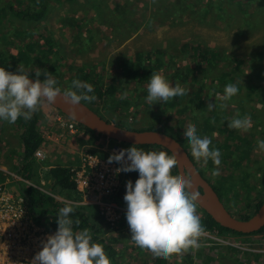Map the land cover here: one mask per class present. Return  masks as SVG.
Here are the masks:
<instances>
[{
  "label": "rangeland",
  "instance_id": "374dc122",
  "mask_svg": "<svg viewBox=\"0 0 264 264\" xmlns=\"http://www.w3.org/2000/svg\"><path fill=\"white\" fill-rule=\"evenodd\" d=\"M26 1L32 5L31 0ZM182 1L187 4L185 10L188 20L181 17L177 0H45L48 6L45 20L39 23L21 21L20 26L11 32L8 31L5 38L1 29L0 49L3 59L0 60V67L14 73L22 69L42 81L45 76L42 74L39 78L36 77L35 70L40 69L42 73L47 70L49 75L57 80V86L62 91L70 89L73 81L87 83L93 89L89 95L95 99L83 102L111 123L135 131L146 130L154 125L157 130L177 137L179 132L188 127L185 125V121H188L196 127L198 135L215 140L221 137L222 133L217 125L225 117L228 121L248 117L250 128L247 131L257 132V136L249 143L252 151L250 159H246L245 154L241 158L239 152L234 156L236 161L244 158L246 160L242 161L241 166H231V153H235L233 150L236 144L228 140L224 147L222 144L215 147L220 150L221 163L227 164L225 173L221 175L219 172L217 176H212L214 165L210 160L206 165H200L204 177H207L214 187L220 188L218 195L226 208L238 218L241 214H246V211L242 210L244 204L251 201V206H256L255 194L264 192V151L258 150L257 146L258 140H264V96L263 101L262 98L256 101V97L249 90L252 83L261 84L259 76L264 75V8L247 15L235 1L229 6L227 15L222 16L217 7L210 9L211 2L216 0ZM256 4L259 10L261 3L257 1ZM159 51L166 65L157 69L158 73L187 95L190 89L197 88L195 97L192 95L181 100L170 99L172 105L165 109L162 106L165 102L158 103V108L157 104L146 102L149 80L138 82L137 76V80L132 81L131 73L125 71L127 65L123 63L135 61L139 54L144 57L153 55V63L158 66L156 54ZM211 51H215L217 56L209 55ZM200 52H204L207 61L199 62ZM25 56L30 57L32 62L25 63ZM13 65L19 67L12 69ZM52 66L55 67L54 72L50 70ZM147 69L150 70V67ZM229 73L233 75H228ZM227 84L235 85L238 92L225 101L224 87ZM111 87L119 89L116 97L120 102L111 94L102 100L96 97L98 91L105 93ZM259 92L264 94V86ZM210 103L214 105L211 110L208 108ZM180 107L184 108L186 114L177 121L174 115ZM253 109L255 116H252ZM52 110L54 108L46 103L38 106L36 116L40 121L39 132L46 136L44 141L52 143L53 130L56 134L54 138H57L56 147L62 146V149L71 155L69 158L66 157L67 152L57 154L55 159H50L52 162L70 159L75 162L68 166L72 168L80 165V155L92 150L96 153L92 154L93 156H110L114 153V147L120 144L97 133H90L84 128H79V133L73 137L58 126L49 128L47 112ZM256 111L259 113L256 114ZM152 112L154 115L151 117ZM214 113L221 117L215 119L207 128L204 122L207 118H212ZM22 123L23 117L18 118L16 123H12L13 130L21 134ZM10 125L6 121L0 124V160L6 161L8 170L42 187L46 195L55 197L60 202H80V193L67 197L63 191L55 188L51 174H47L38 166H32L24 172L19 171L17 155L12 154H19L17 148L10 143H4V135L10 130ZM233 130H236L235 135L243 136L248 133L244 130ZM120 146L129 148L125 144ZM34 157L36 158V155ZM35 158L32 162H37ZM252 160L254 162L250 164ZM232 175L234 176L231 177ZM246 175L250 178V183L256 181L260 185L254 188L253 193L245 195V200L238 202L236 193L243 187L242 182ZM44 181L49 183H42ZM18 182L12 175L0 172V183H8L12 194L17 195L19 192L26 197L31 186L22 181L19 186ZM25 203L27 206L26 201ZM27 208L33 219V212ZM95 209L97 208L90 207L89 210L94 213ZM195 210L200 220L205 217L202 211L197 212L196 204ZM255 212L253 209L250 214ZM33 221L35 222L34 219ZM44 221L45 219H42L43 223ZM45 227L50 232L49 226ZM202 229L198 237V247L189 246L161 259L166 264H264V258L259 259L264 256V234L259 236L263 232L257 234L258 236H234L219 234L220 231L214 229L206 230L203 226ZM118 230H121L117 233L120 240L114 246L118 251H126L121 256L126 264H156L158 259H153L150 254L141 252L133 245L126 223L123 229L120 227ZM114 235L116 237V234ZM208 252L212 257H208ZM129 253L133 255L132 261ZM138 254L141 258L136 261Z\"/></svg>",
  "mask_w": 264,
  "mask_h": 264
},
{
  "label": "clouds",
  "instance_id": "9594fccd",
  "mask_svg": "<svg viewBox=\"0 0 264 264\" xmlns=\"http://www.w3.org/2000/svg\"><path fill=\"white\" fill-rule=\"evenodd\" d=\"M41 81L29 79L28 73L20 69L11 72L0 67V121L9 124L18 118L30 119L38 106L47 101L55 103L62 97L70 108L80 105L81 101L94 100L88 95L92 86L80 81H73L72 86L63 92L57 86L47 70L43 73L35 70ZM238 92L233 84L224 87V100L228 101ZM186 92L172 86L167 79L152 73L147 84V103L167 102L170 99L181 100ZM213 104H209L211 110ZM228 128L247 131L250 128L248 117L235 118L228 122ZM182 140L190 147V155L197 162L207 164L209 160L215 167L211 174H219L221 163L220 150L210 148L211 139L201 137L195 126L187 127L182 132ZM258 150L264 151V140L257 141ZM116 162L120 172H138L135 182L126 183L123 197L126 203V221L130 231V240L141 252H147L153 259L166 258L189 246L198 247V237L203 229L200 217L196 214L194 201L197 193L192 191L190 176L170 178L169 173L176 167L173 159L166 158L157 151H145L129 147L108 157V163ZM73 209L64 206L56 217L58 228L54 234L42 241L41 250L32 259V264H110L103 247L91 242L87 229L74 232L69 214Z\"/></svg>",
  "mask_w": 264,
  "mask_h": 264
},
{
  "label": "trees",
  "instance_id": "16d2710c",
  "mask_svg": "<svg viewBox=\"0 0 264 264\" xmlns=\"http://www.w3.org/2000/svg\"><path fill=\"white\" fill-rule=\"evenodd\" d=\"M44 1L45 0H31L32 5H30L26 0H0V26H1L0 31L2 29L3 37L5 38V36H7L8 31L11 32V30L15 29L17 26H20L21 21L22 22L23 21H26V22L27 21H33V22L39 23L40 21L45 20L47 18V15H48V6ZM209 1H211V0H209ZM235 1L238 2V7L240 8V6H241V8H243V10L247 13V15H249V14L252 15V14H254L255 11H260V10L262 11L264 8V0H229V1L228 0H216L215 2H211L210 9L213 10L215 7H217L216 9L219 11V13L222 16H224V15H227L229 6L232 5ZM257 1L261 3L259 10H258V6L256 4ZM176 4H177L178 9H180V11H181V14H182L181 17L183 19L188 20V14L185 10V6L187 4L182 0H177ZM35 7L37 8V10H35ZM251 8H254V10H251ZM172 11H174V7H172ZM263 12H264V10H263ZM17 21H19V22H17ZM245 25H248L249 27H251L250 24L245 23ZM3 26H4V28H3ZM7 27L11 28V29H8ZM0 35L2 36V34H0ZM8 42H10V41H8ZM158 53H160V54H158ZM158 53L156 54V58H158L156 60L158 66H156L153 63V60H152V58H154L153 55H148V56L144 57L141 54H139L136 57L135 61L123 63L125 66L127 65V68L125 69V71H129L131 73L130 78L132 81L137 80L136 77L138 76V82H146L150 79V76L152 73H158L157 69H160L161 67H165L166 61H164L161 58V56H162L161 51H159ZM262 54H263V52H262ZM209 55H216V52L211 51L209 53ZM198 57H200L199 62H204L205 60L206 61L208 60V59H206L204 52L203 53L200 52L198 54ZM1 58L3 59V55L1 54V49H0V60H1ZM244 60H246V59H243V61ZM140 61H145L146 63H148V65H146V63L143 64L142 62L140 63ZM31 62H32V59L28 56H25V63L28 64ZM18 67H19V65H13L12 69H17ZM149 67H150V70L147 69ZM50 70L54 72L55 67L52 66ZM158 74H160V73H158ZM228 75H233V74L229 73ZM175 76H177V75H175ZM84 77H86V76H84ZM259 81L261 82V84L256 85L255 83H252V87L249 88V90H250V92H252V95H254L256 97V101H257V99H259V101H260L261 98L263 101L264 94L263 93L261 94L259 91L262 90L263 86H264V75L259 76ZM186 82L187 81L185 80L184 83H186ZM200 84L203 87V84L202 83H200ZM239 84H241V83L239 82ZM173 86L176 87L175 84ZM118 91H119V89H117L116 87H111L110 90H108L105 93L102 91H98L97 92L98 94L96 97L98 99L102 100V99L106 98L107 95L111 94L115 97V99H117L118 102H120V99H118V97H116V93ZM196 94H197V88L193 87L192 89H190L187 97L192 96V95L195 97ZM170 105H172L170 100L162 104L164 109ZM156 108H158V103H157ZM254 110L255 109L252 110V116H255ZM176 112L177 113L174 115V117L177 121L182 119L183 115L186 114L184 112V108H182V107L177 109ZM236 113H238V111ZM258 113L259 112L256 111V114H258ZM36 114H37V111H35L32 114L30 119L26 120V124L24 122L25 119L23 118L24 125L22 124V127H21V141H22L23 147H24L23 156H24L25 165H23L19 169V171H22V172H23V170L24 171L29 170L33 166L34 162H32L29 157L34 155L37 152V150L39 148H41L42 145L44 144V138L41 135L42 133L39 132L40 121L38 120ZM153 115H154V112L151 113V117ZM220 117L221 116L214 113L212 118L206 119V122H204L205 126L208 128L210 126V124H212L215 119H219ZM159 121H160V123L163 124V121L161 119H159ZM228 122L229 121H228L227 117H225L221 122L218 123L217 127L222 134H221L220 138H217L215 140H211L212 145L217 147L218 145L222 144L224 147L226 141L229 140L230 142H234L236 144V148L233 150V152H235V153H231L232 158H231L229 164L231 166H233L234 164L241 166V165H243L242 161L244 162L246 159H250V157L252 155V151L250 149L249 143H250L251 139H253L254 136H257V132L247 131L248 133H245L243 136L235 135L236 130L234 131L233 129L228 128V126H227ZM116 125L120 126V127H124V126H121L120 124H116ZM185 125H188V127L192 126L188 121H185ZM79 127L86 129L90 133L96 134L93 131H91V130H89V129L81 126V125H79ZM146 130L157 131L156 126H154V125H151ZM166 134H168V133H166ZM168 135H170V134H168ZM177 135L178 136L175 138L186 148V142L182 140V132H179ZM103 138H105V137H103ZM232 140H234V141H232ZM127 146L132 147L133 145H127ZM133 147H136L138 149H143L145 151H157V152L161 153L162 155H164L166 158L173 159L171 153L168 150H166L160 146H133ZM239 152H240L241 158H242V155L245 154L246 159L244 158V159H241L239 162H237L236 159L234 158V156H236ZM87 153H90L93 155L96 154L92 150H91V152L89 151ZM100 157L103 159H108L109 156L103 154ZM193 161L197 165L198 170L201 173L203 172L202 175L204 176V171L200 167V165H204L203 162H197L194 159H193ZM174 162H175V160H174ZM253 162H254V160H252L250 162V164H252ZM215 167H217V166H214V168ZM218 169H219V172L221 173V175L223 173H225V171L227 170L226 162L220 163V165L218 166ZM50 174H51V177H50L51 181L52 180L54 181L56 189H59L61 191L62 190L67 191L68 190V192H71V193H68L67 197H70V196L72 197V196L77 195V191H75L77 189V187H76L75 182L72 179L71 168H65V167H62L60 165H57L54 169L51 170ZM24 175H26V174H24ZM248 175H249V173H248ZM26 176L28 177V175H26ZM233 176L234 175H232L231 177H233ZM169 177L173 178V179L180 177L179 173H178L177 166L169 173ZM136 179H138V172H136V171L127 172V173L123 172L121 175L122 187L118 189V191L116 193L115 200L124 207H126V203L123 199L125 192H126V187H125L126 183L129 180L135 182ZM249 179H248L247 175H246V177H244V180L242 182L243 187L240 190H238V193H236V200H239L238 202L245 200V199H243L244 196L249 194V193H253L254 188L256 189L257 185H260L256 181L250 183L248 181ZM233 187H235V186L233 185ZM214 189L217 193L220 190L219 187H214ZM242 192H243V194H241ZM25 198H26V202H27V207H29L30 210L33 212V216H34L33 219L36 221V223L39 226L44 227L45 229H46L45 225L46 226L48 225L49 229H50L49 231L53 232V233H55V231L58 228V224L56 222V217H57V213H58L59 209L66 206V205L72 207L73 211H72V213L69 214V218L73 222L72 223L73 231L78 232V231H81L83 229H87L89 231V233L91 234V242L97 243L103 247L105 254L107 255V257L110 260V264H126V262L121 258V256L124 255V253L126 251H123V250L118 251L117 248H115V246H114V245H116V243L117 244L119 243L120 238L118 237L117 233H119L121 231V230H118L120 227L123 229V227H124L123 223H120L118 225L119 226L118 229H112V227L107 225V222L105 221L104 217L100 215V213L97 211V209H95V211L93 213L89 210L90 206H87V207H85V206H73L71 204H67L66 202H60L56 198H54L50 195H46L44 192L37 190L36 188H33V187L30 188V192L27 194V196ZM255 199H257L256 200V203H257L256 206L254 205L252 207L251 203H250L251 201L244 204V207L242 208V210H245L246 214H241L238 217L239 219L248 220L257 212V210L261 207V205L263 203L264 192L263 193H256ZM94 208H96V207H94ZM196 208H198L197 212L202 211L205 215V217H203L200 220V223H201V226L206 228V230H213V229L218 230L221 232L219 234H222V235H224V234H232L234 236H243L244 235L242 233H237V232H234L232 230H229V229L222 227L220 224L216 223L213 220V218L209 214H207L204 210H202L198 205H196ZM253 209H255L256 212L251 215L250 212ZM29 214H30V212H29ZM43 218H47L48 223L47 222L41 223V220ZM260 232H263V233L259 234ZM114 234H116V237H114L115 236ZM257 234H259V236L263 235L264 229H262L261 231H259L257 233H254V235L253 234L252 235L258 236ZM112 242H114V243L111 244ZM129 256H130V261H132L133 255L129 253ZM208 257L209 258L212 257V254L209 252H208ZM139 258H141L140 254H138V256L135 260L138 261ZM263 258H264V256L259 257L260 260H263ZM156 264H166V262L163 259L158 258Z\"/></svg>",
  "mask_w": 264,
  "mask_h": 264
},
{
  "label": "built area",
  "instance_id": "2783aa9c",
  "mask_svg": "<svg viewBox=\"0 0 264 264\" xmlns=\"http://www.w3.org/2000/svg\"><path fill=\"white\" fill-rule=\"evenodd\" d=\"M48 118L54 126L64 129L69 136L73 137L79 133L78 124L55 109L48 114ZM123 149L119 144L114 147V153ZM36 157L46 158L43 147L37 151ZM79 157L80 165L72 167L71 172L77 187L75 191L81 194L82 200L69 204L96 207L112 229H118L120 223H126L129 229L125 217L126 207L115 200L118 189L122 187L123 172H116L120 165L116 162L108 163V159L90 153ZM12 176L19 181L20 186L23 179L18 174ZM27 184L44 191L42 187L29 181ZM9 191L0 184V264H32L35 254L41 250L42 241L54 233L47 232L44 227L33 221L21 193L16 191L18 194L14 195Z\"/></svg>",
  "mask_w": 264,
  "mask_h": 264
},
{
  "label": "water",
  "instance_id": "95a60500",
  "mask_svg": "<svg viewBox=\"0 0 264 264\" xmlns=\"http://www.w3.org/2000/svg\"><path fill=\"white\" fill-rule=\"evenodd\" d=\"M28 76L32 81L36 80L33 76ZM44 103L50 105L78 125L114 142L133 146H160L168 150L175 160L179 176L191 177L192 191L197 193V199L194 203L209 214L216 223L226 229L242 234H253L264 229V200L257 212L248 220H241L232 215L221 201L214 186L198 171L187 149L174 136L160 130L135 131L117 126L100 116L90 105L83 101L80 102V105L72 108L65 104L62 97L58 98L55 103H48L47 101H44Z\"/></svg>",
  "mask_w": 264,
  "mask_h": 264
},
{
  "label": "crops",
  "instance_id": "0c3cea01",
  "mask_svg": "<svg viewBox=\"0 0 264 264\" xmlns=\"http://www.w3.org/2000/svg\"><path fill=\"white\" fill-rule=\"evenodd\" d=\"M50 112H47V115L49 114ZM1 122L2 121H0V124H1ZM48 122H49V124H48V127L50 128L51 126L53 127L54 125H52L53 124V122L48 118ZM15 123H16V121H15ZM9 124V123H8ZM23 125H24V123H22ZM42 124H43V122L41 123V126H42ZM10 125V124H9ZM10 130L9 131H7V133L4 135L5 137V142L4 143H10L11 145H13V146H15L16 148H17V150H18V153L19 154H16V153H12V154H15V155H17V159H16V163H18V167H19V169H20V167H22L23 165H25V163H24V156H23V153H24V147H23V143H22V141H21V134L19 133V132H17V131H14L13 130V124H11L10 125ZM55 127V126H54ZM23 130V129H22ZM41 130V128L39 127V131ZM43 133V132H42ZM51 133H52V135H53V139H52V143L51 142H49L48 141V143L46 142V140L44 141V144L42 145V147L44 148V151H45V155H46V158H45V160H43V161H41L39 158H35L34 156L36 155V153L34 154V155H32V156H30L29 158L31 159V161H32V159L33 158H35V159H37V162L36 161H34V164H33V166H38L41 170H44L47 174H50V172H51V170L52 169H54L57 165H60V166H62V167H65V168H69L68 166H71V165H73L75 162L72 160V161H70V159H66V160H63V161H58V162H52L51 160H53V159H55L56 158V156H57V154L58 155H62L63 153H65V152H67V151H65L64 149H62L63 147L62 146H58V147H56L58 144H57V142H56V140H57V138H54V136L56 135L55 133H54V131L52 130L51 131ZM44 134V133H43ZM43 134H41L42 135V137L45 139V137L46 136H44ZM25 144V143H24ZM56 144V145H55ZM40 149V148H39ZM38 149V150H39ZM37 150V151H38ZM61 151V152H57V151ZM55 154V155H54ZM69 154V152H67L66 153V157H71V155L69 156L68 155ZM5 156V155H4ZM14 156V155H13ZM10 157V156H9ZM53 158V159H52ZM51 159V160H50ZM50 160V161H49ZM76 160V159H75ZM54 164V165H53ZM55 166V167H54ZM6 170H5V169ZM8 170V167L6 166V161L5 162H2V160H0V172H2V173H5V174H8V175H12V173L11 172H8L7 171ZM23 172H24V170H23ZM23 179V182H27L28 183V180L27 179H24V178H22ZM50 180V179H49ZM8 182H9V180H8ZM42 183H45V184H47V183H49V182H42ZM0 184H2V185H4L6 188H7V190L9 191V189H8V186H9V184L8 183H0ZM63 191V190H62ZM10 192V191H9ZM65 194H66V196L68 195V193H71V192H68V190L67 191H63ZM65 196V197H66ZM65 197H62V198H65ZM25 198V197H24ZM55 198V197H54ZM63 200V199H62ZM25 201H26V198H25ZM28 209V208H27ZM43 219H45V221H44V223L45 222H47L48 223V220H47V218H43ZM35 223H36V221H35ZM41 223H43L42 222V220H41ZM37 224V223H36ZM38 225V224H37ZM48 232V231H47ZM49 233H53V232H49Z\"/></svg>",
  "mask_w": 264,
  "mask_h": 264
},
{
  "label": "flooded vegetation",
  "instance_id": "af4514ba",
  "mask_svg": "<svg viewBox=\"0 0 264 264\" xmlns=\"http://www.w3.org/2000/svg\"><path fill=\"white\" fill-rule=\"evenodd\" d=\"M186 149H187V151H188V153H189V155H190V151L188 150V149H190V147L187 145V143H186ZM190 157H191V155H190ZM191 159H192V157H191ZM192 161H193V159H192ZM194 162V161H193ZM194 164H195V162H194ZM196 165V164H195ZM196 167H197V165H196ZM198 169V168H197ZM199 171V170H198ZM200 172V171H199ZM201 173V172H200ZM202 174V173H201ZM205 176V175H204ZM203 176V177H204ZM208 182H209V180L207 179V177H204ZM210 183V182H209ZM211 184V183H210ZM212 185V184H211ZM218 194V193H217ZM221 199V198H220ZM222 201V200H221ZM224 204V203H223ZM226 207V206H225ZM228 210V209H227ZM230 212V211H229ZM231 213V212H230ZM219 233V232H218ZM221 233V232H220ZM244 235H246V236H253L254 235V233H253V235L252 234H244ZM263 254H264V252H262Z\"/></svg>",
  "mask_w": 264,
  "mask_h": 264
},
{
  "label": "bare ground",
  "instance_id": "6f19581e",
  "mask_svg": "<svg viewBox=\"0 0 264 264\" xmlns=\"http://www.w3.org/2000/svg\"><path fill=\"white\" fill-rule=\"evenodd\" d=\"M73 121V120H72ZM79 126V125H78ZM79 128H81V127H79Z\"/></svg>",
  "mask_w": 264,
  "mask_h": 264
}]
</instances>
